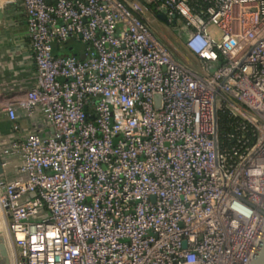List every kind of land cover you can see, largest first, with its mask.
<instances>
[{"label": "built area", "instance_id": "1", "mask_svg": "<svg viewBox=\"0 0 264 264\" xmlns=\"http://www.w3.org/2000/svg\"><path fill=\"white\" fill-rule=\"evenodd\" d=\"M202 1L159 8L184 21L196 69L140 0H22L37 75L17 106L53 133L0 149L12 264L251 263L264 238V0ZM73 39L84 49L61 54ZM2 108L16 120L15 104ZM224 109L238 120L232 148L219 142Z\"/></svg>", "mask_w": 264, "mask_h": 264}, {"label": "crops", "instance_id": "2", "mask_svg": "<svg viewBox=\"0 0 264 264\" xmlns=\"http://www.w3.org/2000/svg\"><path fill=\"white\" fill-rule=\"evenodd\" d=\"M0 12L3 14L0 19V84L4 95V100L0 104V149H4L13 140L30 133H37L44 139L53 133V128L40 109H37L30 117L25 110L17 106V103L36 86L37 75L22 0H16L14 3L10 0L3 3L0 0ZM146 17L150 24L158 22L171 25L150 12ZM180 44V48L176 49L180 57H176L175 54L173 56L183 64L186 60L200 69L202 62L193 56L181 41ZM55 52L59 53L58 47L55 48ZM67 53L68 50L64 51V54ZM5 103L16 105L15 121H11L3 110L2 105ZM15 125L19 126L18 131L13 129ZM20 164L21 160L15 158L13 163L6 168L5 178L8 180L15 178L18 175Z\"/></svg>", "mask_w": 264, "mask_h": 264}, {"label": "rangeland", "instance_id": "3", "mask_svg": "<svg viewBox=\"0 0 264 264\" xmlns=\"http://www.w3.org/2000/svg\"><path fill=\"white\" fill-rule=\"evenodd\" d=\"M140 1L149 2V0H140ZM184 25H185V23L181 18H179L178 22L176 24H174L173 26L172 25H166L163 23H158V22L151 24L152 29L157 34V36L160 38V40L168 47V49L171 51V53L175 54L176 57H178V58L180 56L177 52V50H178L177 48H180V46H181L180 41L183 44V46L185 47L184 39L182 37V31H183ZM74 47H76L78 49V53H79L81 50L84 49V44L79 42L78 39H73L68 43L65 51L68 50V52L70 53ZM61 54H64V53H61ZM183 62H184V64L190 66L191 68L197 69L195 64H190L186 60H184ZM3 227H4V225L2 224L1 217H0V229L2 231H3Z\"/></svg>", "mask_w": 264, "mask_h": 264}, {"label": "trees", "instance_id": "4", "mask_svg": "<svg viewBox=\"0 0 264 264\" xmlns=\"http://www.w3.org/2000/svg\"><path fill=\"white\" fill-rule=\"evenodd\" d=\"M165 0H153L151 2H143L145 7L150 13H153L155 16H158L163 13L161 9H159ZM192 6L195 8L196 12H200L205 8V4L202 0H193ZM180 17L178 16V19ZM172 26L173 22L170 23ZM68 52L65 55H69ZM238 120L232 115V113L224 109L219 114V142L221 147L232 148L235 143H233L231 139V134L234 129H236Z\"/></svg>", "mask_w": 264, "mask_h": 264}, {"label": "water", "instance_id": "5", "mask_svg": "<svg viewBox=\"0 0 264 264\" xmlns=\"http://www.w3.org/2000/svg\"><path fill=\"white\" fill-rule=\"evenodd\" d=\"M48 2H50V0H48ZM3 17L2 12H0V19ZM158 17L160 19H162L163 21H165L167 24H170L169 18L167 15L165 14H160L158 15ZM172 22L174 24H176L178 22V17L176 15H174L172 17ZM75 52H70L69 55H65V56H75ZM82 59H84V57H81ZM161 96L160 95H156V100L160 101ZM2 163H3V159L0 157V175L3 174V169H2ZM1 243H0V249L2 251V253L7 256L8 255V249H7V243H6V239L5 237L1 238ZM184 247H187L186 243L184 244ZM250 264H264V238L260 244V247L258 249L257 254L255 255V257L253 258V260L251 261Z\"/></svg>", "mask_w": 264, "mask_h": 264}, {"label": "flooded vegetation", "instance_id": "6", "mask_svg": "<svg viewBox=\"0 0 264 264\" xmlns=\"http://www.w3.org/2000/svg\"><path fill=\"white\" fill-rule=\"evenodd\" d=\"M2 237H5V235H4V231H2L0 229V243L2 242L1 241ZM6 243H7V241H6ZM7 249H8V255L7 256H5L0 249V264H12L11 253H10L8 243H7Z\"/></svg>", "mask_w": 264, "mask_h": 264}, {"label": "bare ground", "instance_id": "7", "mask_svg": "<svg viewBox=\"0 0 264 264\" xmlns=\"http://www.w3.org/2000/svg\"><path fill=\"white\" fill-rule=\"evenodd\" d=\"M1 1H3V3H5V2H7L8 0H1Z\"/></svg>", "mask_w": 264, "mask_h": 264}]
</instances>
